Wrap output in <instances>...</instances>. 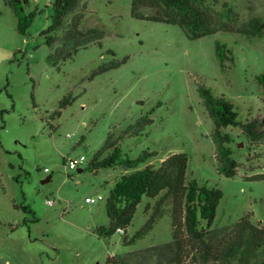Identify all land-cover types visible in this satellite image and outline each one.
<instances>
[{
	"label": "rangeland",
	"instance_id": "obj_1",
	"mask_svg": "<svg viewBox=\"0 0 264 264\" xmlns=\"http://www.w3.org/2000/svg\"><path fill=\"white\" fill-rule=\"evenodd\" d=\"M26 1L25 13L35 15L21 34L13 7L0 0V264H108L110 254L171 240V198L142 236L135 237L151 214L148 197L126 228L127 243L117 231L96 234L108 226L109 179L119 168L95 172L86 165L108 140L132 158L155 151L149 165L185 153L186 178L221 192L212 228L244 212L264 227V180L256 179L264 176V88L257 78L264 76V37L221 30L189 39L178 25L135 17L132 0H81L79 29L103 36L65 57L41 35L52 0ZM203 1L215 10L231 6L240 22H264V0ZM153 4L146 0L148 14L160 10ZM216 43L229 49L223 66ZM201 89L236 113V125L219 129L229 136L223 145L235 162L232 177L216 159ZM244 124L253 128L246 132ZM98 194L104 198L85 202ZM130 264L156 259L133 257Z\"/></svg>",
	"mask_w": 264,
	"mask_h": 264
},
{
	"label": "trees",
	"instance_id": "obj_2",
	"mask_svg": "<svg viewBox=\"0 0 264 264\" xmlns=\"http://www.w3.org/2000/svg\"><path fill=\"white\" fill-rule=\"evenodd\" d=\"M7 2L16 13L17 31L25 34L34 18V11L25 13L22 4L26 0ZM80 5L81 0H52L48 24L41 31L44 43L58 45L65 57L80 47L98 42L103 36L99 29L92 28L86 32L79 29L85 15L79 13ZM153 5L155 9L159 6L160 10L148 14L152 6H146V0H132L131 12L140 19L178 25L189 39L221 30L234 31L248 38L264 37L263 21L253 18L240 22L233 8L227 4L221 10H215L203 0H154ZM216 44L215 53L223 66L229 49ZM257 78L264 88V76ZM200 94L215 126L212 139L218 149L216 159L223 173L232 177L236 174L235 162L230 149L223 145L229 136L221 134L219 129L236 125V113L223 99L212 96L206 89H201ZM242 127L246 132L253 128L251 124ZM155 154V151H143L132 158L122 153L119 145L108 140L86 165V169L95 172L115 167L126 170L115 178L109 190L104 206L109 222L108 226L96 227L99 237H109L121 228L123 233H118L127 243L126 228L141 199L148 197L151 202L146 204L145 212L151 210V214L135 237L144 235L163 214L166 199L171 198V240L139 252L110 254L106 263L130 264L133 257H154L156 264H264V227L254 222L252 214L241 213L235 223L212 228L216 203L221 197L219 188L186 178L188 159L185 153H173L158 165H149ZM256 179L264 180V176Z\"/></svg>",
	"mask_w": 264,
	"mask_h": 264
},
{
	"label": "built area",
	"instance_id": "obj_3",
	"mask_svg": "<svg viewBox=\"0 0 264 264\" xmlns=\"http://www.w3.org/2000/svg\"><path fill=\"white\" fill-rule=\"evenodd\" d=\"M83 160H84L83 156H80V158L78 160L70 159L68 165H69L70 168L77 167V166H79L81 164V162ZM103 198L104 197L101 194H98L95 197H86L85 198V202H87L88 204H92V203L96 202L97 200H101ZM47 203L49 205H53L54 202L52 200H47ZM123 231L124 230L121 229V228L118 229V232H120V233H123Z\"/></svg>",
	"mask_w": 264,
	"mask_h": 264
},
{
	"label": "crops",
	"instance_id": "obj_4",
	"mask_svg": "<svg viewBox=\"0 0 264 264\" xmlns=\"http://www.w3.org/2000/svg\"><path fill=\"white\" fill-rule=\"evenodd\" d=\"M163 159H164V158H160L159 161L161 162V161H163ZM77 167H78V166H77ZM115 168H117V167H115ZM118 168H119V167H118ZM78 170L81 171L80 168H78ZM118 172H119V173H118L117 175H115L116 173H114V176H113V177H111V175H110L111 178H110L109 180H110L111 183L115 180V178H116L119 174H122V173L126 172V170H124V169H122V168H119V171H118ZM105 181H107V179H105ZM105 181H104V182H105ZM111 186H112V184H111ZM110 188H111V187H110ZM86 197H89V196H86Z\"/></svg>",
	"mask_w": 264,
	"mask_h": 264
}]
</instances>
